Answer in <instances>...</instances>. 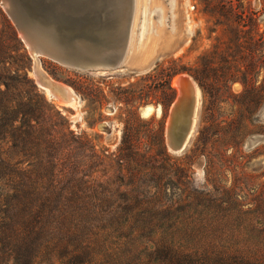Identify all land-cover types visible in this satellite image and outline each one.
Segmentation results:
<instances>
[{"label": "rangeland", "instance_id": "rangeland-1", "mask_svg": "<svg viewBox=\"0 0 264 264\" xmlns=\"http://www.w3.org/2000/svg\"><path fill=\"white\" fill-rule=\"evenodd\" d=\"M159 1L136 35L154 36V62L137 70L127 50L104 71L34 59L0 0V264H76L82 239L113 230L149 250L174 237L260 236L250 228L264 225V0ZM35 67L71 88L78 107L49 95ZM180 76L200 94L174 151L167 127ZM84 187L91 216L81 226L64 212Z\"/></svg>", "mask_w": 264, "mask_h": 264}, {"label": "water", "instance_id": "water-1", "mask_svg": "<svg viewBox=\"0 0 264 264\" xmlns=\"http://www.w3.org/2000/svg\"><path fill=\"white\" fill-rule=\"evenodd\" d=\"M1 3L26 44L37 54L73 68L78 64L92 70L120 68L127 51L134 0H1ZM59 39L63 45L56 42ZM181 101L179 95L167 127V142L174 151L184 147L182 140L187 134V127L172 132L169 126L180 112ZM174 139L179 141L175 143Z\"/></svg>", "mask_w": 264, "mask_h": 264}, {"label": "trees", "instance_id": "trees-1", "mask_svg": "<svg viewBox=\"0 0 264 264\" xmlns=\"http://www.w3.org/2000/svg\"><path fill=\"white\" fill-rule=\"evenodd\" d=\"M76 181L78 184L86 183L82 180ZM84 189L85 187L70 193L76 196L77 199L73 202L76 205H72L75 206L72 210L64 212L66 217L73 218L81 226L88 223L91 216L86 207L89 196ZM79 191L82 195H78ZM77 203H81V207L76 208ZM117 229L120 231L122 228L118 226ZM250 230L260 236L251 240H232L231 243L195 239L196 242L193 240L182 244L174 237L172 240H165L161 245L154 244L151 250L147 246L144 248L136 239L113 237L112 233L116 231L113 230L100 235L95 240L96 243L89 238L82 239L72 253L79 255L76 264H264V225L252 226ZM88 251L91 254L90 259L86 258ZM158 252L161 254L152 260V254ZM148 253H151L149 259Z\"/></svg>", "mask_w": 264, "mask_h": 264}, {"label": "bare ground", "instance_id": "bare-ground-1", "mask_svg": "<svg viewBox=\"0 0 264 264\" xmlns=\"http://www.w3.org/2000/svg\"><path fill=\"white\" fill-rule=\"evenodd\" d=\"M147 4L151 6V9H153L154 7L158 8L160 6V1L159 0H134V7L132 11L133 14H132V19H131L128 43H127V50L129 51L128 58L130 57L129 60L134 59L137 65L136 67L137 70L146 69L151 64L154 58V53H153V44L155 41V39L153 40L154 36L147 35L146 39L145 40L142 39L140 43H137V40H136L137 31L139 29V26L141 25L140 22L144 16ZM158 12L159 10L157 11V13ZM142 31H143V28H142ZM142 35H143V32L141 34V37ZM166 42L167 44L164 45V48H163L164 50L170 49V47L173 45L174 38H172L171 40H169L168 38L166 39ZM28 48H29L30 53L33 55L34 59H37V56H38L37 52L29 46ZM90 66L98 67L99 64H92ZM76 68L86 69L81 64H78ZM35 76L40 86L44 90H46V92L49 95H51L58 101H61L63 103H68L69 105L74 106V107H78L79 105L78 96L74 94L71 88L66 87L65 85H62L60 83H57L51 80L48 76H46V74L42 70H40V68H37V67H35ZM174 84L181 91L180 97L182 101H181L180 112L178 116L176 118L173 117V123L169 125V126L172 125L170 127V130L174 132L175 129L181 128L182 126L184 127L181 130H184L187 127V132H186L187 133L186 136H187L192 127V123L194 119V111L198 103V95L200 94V92L198 90L197 85L190 78H187L185 76L177 77ZM190 104H191V109H189ZM153 111H154V108L152 106H147L144 108L143 114L147 117ZM157 111L159 113L160 108H158ZM186 136L182 140L181 147H183V145L185 144V141L187 138ZM174 137L176 138V135ZM177 141L179 140L174 139L175 143H177ZM176 149L178 150L179 148H176Z\"/></svg>", "mask_w": 264, "mask_h": 264}]
</instances>
